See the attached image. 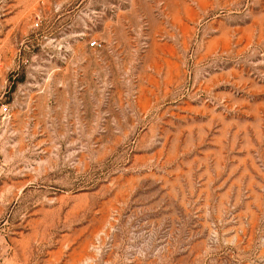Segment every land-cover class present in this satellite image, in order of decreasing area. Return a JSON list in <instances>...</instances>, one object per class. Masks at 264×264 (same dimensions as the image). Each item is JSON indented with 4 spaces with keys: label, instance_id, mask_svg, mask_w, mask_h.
Returning <instances> with one entry per match:
<instances>
[{
    "label": "rangeland",
    "instance_id": "rangeland-1",
    "mask_svg": "<svg viewBox=\"0 0 264 264\" xmlns=\"http://www.w3.org/2000/svg\"><path fill=\"white\" fill-rule=\"evenodd\" d=\"M0 264H264V0H0Z\"/></svg>",
    "mask_w": 264,
    "mask_h": 264
},
{
    "label": "built area",
    "instance_id": "built-area-1",
    "mask_svg": "<svg viewBox=\"0 0 264 264\" xmlns=\"http://www.w3.org/2000/svg\"><path fill=\"white\" fill-rule=\"evenodd\" d=\"M38 27H39V22H36V23H35V28H38ZM94 46H95V43L91 44L90 47H94Z\"/></svg>",
    "mask_w": 264,
    "mask_h": 264
}]
</instances>
